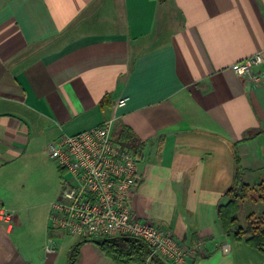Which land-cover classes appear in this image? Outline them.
Wrapping results in <instances>:
<instances>
[{"label":"crops","instance_id":"0c3cea01","mask_svg":"<svg viewBox=\"0 0 264 264\" xmlns=\"http://www.w3.org/2000/svg\"><path fill=\"white\" fill-rule=\"evenodd\" d=\"M255 54L264 0H0V264H117L49 223L71 176L47 145L105 122L136 140L135 219L191 249L186 264H264L218 216L237 166L264 184V83L232 70Z\"/></svg>","mask_w":264,"mask_h":264},{"label":"built area","instance_id":"2783aa9c","mask_svg":"<svg viewBox=\"0 0 264 264\" xmlns=\"http://www.w3.org/2000/svg\"><path fill=\"white\" fill-rule=\"evenodd\" d=\"M264 57L255 54L232 65L237 75L253 83H264ZM127 97L118 99L123 107ZM110 122L74 135H61L47 145V156L71 176L59 197L50 203L49 223L53 230L82 239L98 240L128 235L142 240L151 254L169 264H186L192 250L163 225L140 222L132 216L129 198L138 184L134 158L111 137ZM0 222L11 226V214L0 207ZM228 245L222 251L227 253Z\"/></svg>","mask_w":264,"mask_h":264},{"label":"trees","instance_id":"16d2710c","mask_svg":"<svg viewBox=\"0 0 264 264\" xmlns=\"http://www.w3.org/2000/svg\"><path fill=\"white\" fill-rule=\"evenodd\" d=\"M156 1L164 2L166 0ZM111 137L120 147L126 149H132L136 142L124 127H121L117 136L111 135ZM236 183H239L241 188L239 199H245L250 187L242 182V168L240 166H237L233 185L226 192L229 202L225 208H220L218 211L219 219L227 235L231 234L238 241L243 240L253 250L264 251V213L255 221L247 218L246 226L244 228L239 227L237 220L238 205L233 194V187ZM257 190L259 192L257 199L264 204V184H259ZM231 228L235 231L230 232ZM247 235L249 237L244 239V236ZM85 241L96 243L104 254L117 264L131 261L139 264H166L160 256L151 254V249L142 240L128 235Z\"/></svg>","mask_w":264,"mask_h":264},{"label":"rangeland","instance_id":"374dc122","mask_svg":"<svg viewBox=\"0 0 264 264\" xmlns=\"http://www.w3.org/2000/svg\"><path fill=\"white\" fill-rule=\"evenodd\" d=\"M57 185V180L53 175H46L38 177L37 180L33 181V186L36 190H43L46 188H53ZM250 190L245 199H239L240 197V184L236 183L233 187V194L236 198V203L238 205L237 220L238 225L241 228L246 226V219L257 220L262 213H264V204H262L258 199L259 192L257 189L249 186ZM231 232L235 231L233 228L230 229Z\"/></svg>","mask_w":264,"mask_h":264}]
</instances>
